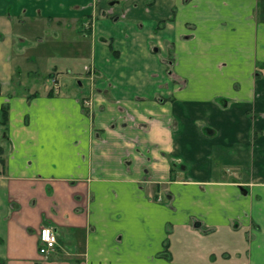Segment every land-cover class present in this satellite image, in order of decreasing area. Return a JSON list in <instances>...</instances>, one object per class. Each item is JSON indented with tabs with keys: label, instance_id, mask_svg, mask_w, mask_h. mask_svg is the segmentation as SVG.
Segmentation results:
<instances>
[{
	"label": "crops",
	"instance_id": "1",
	"mask_svg": "<svg viewBox=\"0 0 264 264\" xmlns=\"http://www.w3.org/2000/svg\"><path fill=\"white\" fill-rule=\"evenodd\" d=\"M0 149V264H264V0H0Z\"/></svg>",
	"mask_w": 264,
	"mask_h": 264
},
{
	"label": "built area",
	"instance_id": "2",
	"mask_svg": "<svg viewBox=\"0 0 264 264\" xmlns=\"http://www.w3.org/2000/svg\"><path fill=\"white\" fill-rule=\"evenodd\" d=\"M40 246L39 250L42 254H48L52 251L58 241V235L54 227L44 225L40 229L39 234Z\"/></svg>",
	"mask_w": 264,
	"mask_h": 264
},
{
	"label": "trees",
	"instance_id": "3",
	"mask_svg": "<svg viewBox=\"0 0 264 264\" xmlns=\"http://www.w3.org/2000/svg\"><path fill=\"white\" fill-rule=\"evenodd\" d=\"M8 121V109L4 107L1 112V124L6 125ZM1 152V149H0Z\"/></svg>",
	"mask_w": 264,
	"mask_h": 264
},
{
	"label": "rangeland",
	"instance_id": "4",
	"mask_svg": "<svg viewBox=\"0 0 264 264\" xmlns=\"http://www.w3.org/2000/svg\"><path fill=\"white\" fill-rule=\"evenodd\" d=\"M85 30V29H84ZM85 32H88V31H85ZM38 66L40 65L39 63L37 64ZM41 66V65H40ZM57 89H59V86L57 85Z\"/></svg>",
	"mask_w": 264,
	"mask_h": 264
},
{
	"label": "flooded vegetation",
	"instance_id": "5",
	"mask_svg": "<svg viewBox=\"0 0 264 264\" xmlns=\"http://www.w3.org/2000/svg\"><path fill=\"white\" fill-rule=\"evenodd\" d=\"M87 69V68H86ZM89 69V68H88Z\"/></svg>",
	"mask_w": 264,
	"mask_h": 264
}]
</instances>
